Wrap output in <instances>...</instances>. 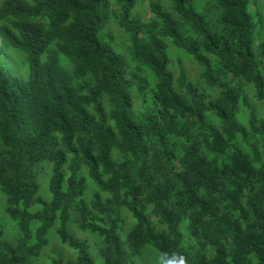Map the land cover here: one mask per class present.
Masks as SVG:
<instances>
[{"label": "trees", "instance_id": "16d2710c", "mask_svg": "<svg viewBox=\"0 0 264 264\" xmlns=\"http://www.w3.org/2000/svg\"><path fill=\"white\" fill-rule=\"evenodd\" d=\"M258 3L0 0V38L30 66L14 78L0 53V191L18 227L0 228V264H34L55 224L67 264H94L90 249L101 264L152 249L161 264H264Z\"/></svg>", "mask_w": 264, "mask_h": 264}, {"label": "rangeland", "instance_id": "374dc122", "mask_svg": "<svg viewBox=\"0 0 264 264\" xmlns=\"http://www.w3.org/2000/svg\"><path fill=\"white\" fill-rule=\"evenodd\" d=\"M145 8L148 9L147 3H145ZM253 14L255 15V18L258 19L259 16H262L264 20V0H259L257 7L253 9ZM151 17L152 15L150 14L146 20H149ZM117 35L121 38H124L122 32L120 31H117ZM260 40H264V24L261 29ZM167 42L169 43V40H167ZM172 47L173 46L169 47V52L173 59V64L175 65L176 69H177V56H178L183 61L184 66L187 67L188 80L196 83L199 80V74H198V71H200L199 68H195L196 67L195 63L192 64V62L191 63L189 62V58L187 57V55L176 49H173ZM0 53H1L2 65L14 78L24 79V80L28 79L30 74V66L27 61L25 53L7 47L6 43L1 38H0ZM63 64L67 68H71V64L65 59H63ZM239 118L242 121H245L246 119L245 110L240 114ZM36 174L39 184V194L45 196V193H47L48 195H50L49 193L50 167L46 164L45 168L42 169L40 173L38 170H36ZM0 194L3 197V202H2V197L0 196V228H2L6 232V236L9 238L10 234H13L14 229L16 231L17 230L16 228L18 227L16 222L10 219L6 214L5 197L2 194V192ZM33 210L35 211V209ZM57 228H58V224H55V226L50 230L48 234L49 245L42 250L41 255L34 261V264H52V260L59 259L60 255L63 256L64 263L67 264L68 261L74 260L77 257L76 252H74L73 250L69 249L67 246L62 244L59 236L56 233ZM11 242H15V241H11ZM90 256L92 257L94 264H101V261L97 256V253L92 249H90ZM144 259L145 261L139 262V264H161V260L158 258V254L153 249L150 250V252L146 253Z\"/></svg>", "mask_w": 264, "mask_h": 264}]
</instances>
